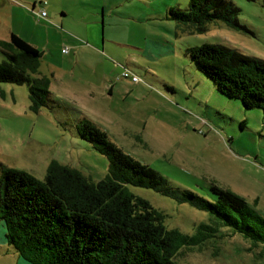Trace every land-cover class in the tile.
<instances>
[{
    "label": "rangeland",
    "instance_id": "rangeland-1",
    "mask_svg": "<svg viewBox=\"0 0 264 264\" xmlns=\"http://www.w3.org/2000/svg\"><path fill=\"white\" fill-rule=\"evenodd\" d=\"M189 1L0 0V39L15 33L44 53L33 76L50 79L52 99L35 112L28 85L0 82V162L40 180L57 162L99 182L109 160L79 135L88 119L172 191L215 201L211 186H217L257 203L264 216V111L220 93L188 54L218 44L264 60V0H230L243 28L216 21L203 33L167 17ZM43 9L47 18L37 15ZM129 189L165 216L168 229L195 235L214 223L176 197ZM221 229L183 248L177 264H264L263 245ZM0 264H28L5 243L2 224Z\"/></svg>",
    "mask_w": 264,
    "mask_h": 264
},
{
    "label": "trees",
    "instance_id": "trees-1",
    "mask_svg": "<svg viewBox=\"0 0 264 264\" xmlns=\"http://www.w3.org/2000/svg\"><path fill=\"white\" fill-rule=\"evenodd\" d=\"M240 8L230 0H190L187 9L170 8L168 19L203 33L221 21L233 28ZM4 60L0 82L28 85L31 109L39 112L51 99L49 78L39 74L44 53L12 34L0 40ZM192 61L217 90L264 111V60L218 44L188 49ZM79 135L108 158L109 174L93 182L79 170L53 162L44 180L0 162V224L5 243L28 264H177L183 248L202 245L222 231L241 234L264 246V216L243 197L211 186L215 201L192 191H172L164 177L111 141L92 121L83 119ZM129 186L152 188L209 213L195 235L168 229L165 216Z\"/></svg>",
    "mask_w": 264,
    "mask_h": 264
},
{
    "label": "crops",
    "instance_id": "crops-1",
    "mask_svg": "<svg viewBox=\"0 0 264 264\" xmlns=\"http://www.w3.org/2000/svg\"><path fill=\"white\" fill-rule=\"evenodd\" d=\"M40 4H41V2H40ZM42 7H43V6H42ZM36 8H37V4L34 3L33 6H32V8H31L32 13H33V11H34ZM43 8H44V7H43ZM40 11H45V9L40 10ZM40 11H39V12H40ZM45 12H46V11H45ZM46 13H47V12H46ZM47 17H48V14H47ZM61 22H62V21H61ZM61 24H62V23H61ZM12 34H15V33H11V35H12ZM90 34L93 35V30L90 31ZM10 38H11V37H10ZM0 40H2V39H0ZM2 41H7V40H4V39H3ZM8 41H9V40H8Z\"/></svg>",
    "mask_w": 264,
    "mask_h": 264
},
{
    "label": "built area",
    "instance_id": "built-area-1",
    "mask_svg": "<svg viewBox=\"0 0 264 264\" xmlns=\"http://www.w3.org/2000/svg\"><path fill=\"white\" fill-rule=\"evenodd\" d=\"M37 15H38V17H40V18H47V13H46L45 11H40V12L37 13ZM125 76H128V75H125ZM133 79L136 80L137 77L134 76Z\"/></svg>",
    "mask_w": 264,
    "mask_h": 264
}]
</instances>
